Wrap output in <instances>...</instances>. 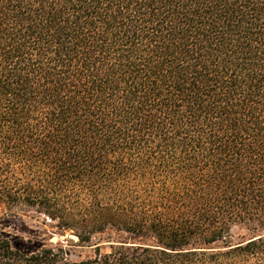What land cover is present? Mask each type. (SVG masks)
Wrapping results in <instances>:
<instances>
[{
    "label": "trees",
    "instance_id": "trees-1",
    "mask_svg": "<svg viewBox=\"0 0 264 264\" xmlns=\"http://www.w3.org/2000/svg\"><path fill=\"white\" fill-rule=\"evenodd\" d=\"M0 226V264H264V0H0Z\"/></svg>",
    "mask_w": 264,
    "mask_h": 264
},
{
    "label": "rangeland",
    "instance_id": "rangeland-1",
    "mask_svg": "<svg viewBox=\"0 0 264 264\" xmlns=\"http://www.w3.org/2000/svg\"><path fill=\"white\" fill-rule=\"evenodd\" d=\"M9 225H10V230H12L13 232L15 231H19L17 232L18 234L23 233V236H27V232L26 229L24 228L25 226H27V228L29 229L30 233H33V231L35 230V228L33 226H31V223L28 219H26L25 217H18L15 218L14 220L9 219ZM3 227V226H0ZM21 229V230H20ZM73 239L76 240L77 237L75 235H73L72 233L69 232H65L62 234H56L53 233L50 236L49 241H51L52 243H56L58 241H65L66 239ZM17 246H19L21 249L27 250L30 249V247H32L28 242L24 241V240H17L14 242Z\"/></svg>",
    "mask_w": 264,
    "mask_h": 264
}]
</instances>
